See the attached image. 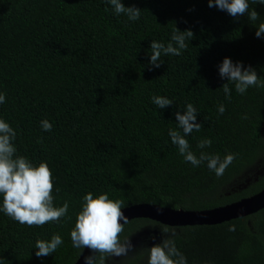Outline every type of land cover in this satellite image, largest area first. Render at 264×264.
<instances>
[{"label": "trees", "instance_id": "trees-1", "mask_svg": "<svg viewBox=\"0 0 264 264\" xmlns=\"http://www.w3.org/2000/svg\"><path fill=\"white\" fill-rule=\"evenodd\" d=\"M122 3L140 8V19L115 14L107 0H0V93L6 97L0 119L17 133V156L48 164L54 206L67 202L71 217L28 227L0 211L5 264H76L83 249L72 246L70 233L89 192L122 201V210L146 204L201 212L264 191V173L239 185L264 165V88L241 95L229 82V99L222 89L228 80L218 68L228 57L264 78V38L255 35L264 5L249 0L260 16L253 24L247 15L235 19L209 7L208 0ZM176 27L193 31L187 49L179 56L162 54L161 67L152 68L151 42L167 46ZM153 96L173 105L160 109ZM188 103L202 124L185 137L191 151L197 157L201 151L221 159L235 155L221 177L207 162H185L168 135L177 128L175 113L183 114ZM43 120L51 131L42 129ZM205 138L211 146L199 149ZM54 234L62 245L38 258L37 239ZM165 237L175 241L187 264H264V210L218 226L171 228L133 220L120 238L130 239L134 250L107 264H148L150 247Z\"/></svg>", "mask_w": 264, "mask_h": 264}, {"label": "clouds", "instance_id": "clouds-1", "mask_svg": "<svg viewBox=\"0 0 264 264\" xmlns=\"http://www.w3.org/2000/svg\"><path fill=\"white\" fill-rule=\"evenodd\" d=\"M107 3L111 5L115 14L126 15L129 21L140 19L141 9L135 5L126 7L122 0H107ZM251 4L264 5V0H251ZM208 6L226 11L235 19L247 15L253 24L260 17L254 8L250 10L249 0H208ZM255 27L256 37L264 38V22ZM192 37H194L192 30L181 31L176 27L167 46L152 41L149 64L152 68H160L162 54L181 55L182 50L188 47L186 40ZM218 68L220 77L228 80V83L223 84L222 89L229 99L231 98L229 82L234 83L236 92L241 95L249 88H264V78H261L251 65L245 68L243 62L234 63L230 58L225 57ZM5 100V94L0 93V104ZM152 102L160 109L173 105V101L164 96H153ZM217 111L223 115L226 109L220 104ZM197 115V109L193 104L188 103L183 114L179 111L175 113L177 128H170L168 135L185 162H190L194 167L207 162L208 169L215 172L217 177H221L233 163L235 155L228 154L221 159L219 155L201 151L197 157L191 151V146L185 137L201 130L202 124L197 122ZM41 127L45 131L52 130V124L48 120L41 121ZM16 136L17 133L11 125L0 119V196H3L0 211L28 227H43L47 223L59 224L63 218L68 217L69 204L65 202L63 206H54V181L48 164L41 162L36 166L28 158L17 156V148L14 144ZM211 144V139L205 138L199 141L197 147L205 149ZM122 208L123 202L110 199L107 193L94 197L93 193L89 192L83 197L82 210L76 216L75 227L70 235L74 248L83 250L87 248L92 253L84 257V264H107L110 258L126 257L134 250L130 239L120 238L125 225L129 222ZM157 211H162V208ZM230 230H234V226ZM167 231V229L162 230L163 233ZM151 239L155 240V237ZM62 243L63 239L59 234H54L50 240L37 239L35 255L38 258L47 257L56 253ZM0 264H5L2 257ZM148 264H187V258L176 247L173 239L165 237L161 243L150 247Z\"/></svg>", "mask_w": 264, "mask_h": 264}, {"label": "water", "instance_id": "water-1", "mask_svg": "<svg viewBox=\"0 0 264 264\" xmlns=\"http://www.w3.org/2000/svg\"><path fill=\"white\" fill-rule=\"evenodd\" d=\"M157 209L161 208L142 204L126 208L123 211L129 222L148 219L171 228L218 226L255 215L264 210V191L256 196L209 211L184 212L162 208V211L158 212ZM91 254L90 250L85 248L76 264H84V257Z\"/></svg>", "mask_w": 264, "mask_h": 264}, {"label": "rangeland", "instance_id": "rangeland-1", "mask_svg": "<svg viewBox=\"0 0 264 264\" xmlns=\"http://www.w3.org/2000/svg\"><path fill=\"white\" fill-rule=\"evenodd\" d=\"M264 173V165L261 163V165L259 166L258 169H256L254 172H253V175L251 177H244L239 183L240 187H244L245 185H247L248 183L251 182L252 179L258 177V176H261L262 174Z\"/></svg>", "mask_w": 264, "mask_h": 264}]
</instances>
